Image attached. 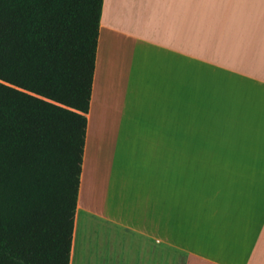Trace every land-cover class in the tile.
I'll return each instance as SVG.
<instances>
[{
	"label": "crops",
	"instance_id": "0c3cea01",
	"mask_svg": "<svg viewBox=\"0 0 264 264\" xmlns=\"http://www.w3.org/2000/svg\"><path fill=\"white\" fill-rule=\"evenodd\" d=\"M86 116L69 264H264V0H103Z\"/></svg>",
	"mask_w": 264,
	"mask_h": 264
},
{
	"label": "trees",
	"instance_id": "16d2710c",
	"mask_svg": "<svg viewBox=\"0 0 264 264\" xmlns=\"http://www.w3.org/2000/svg\"><path fill=\"white\" fill-rule=\"evenodd\" d=\"M103 0H0V264H69Z\"/></svg>",
	"mask_w": 264,
	"mask_h": 264
},
{
	"label": "rangeland",
	"instance_id": "374dc122",
	"mask_svg": "<svg viewBox=\"0 0 264 264\" xmlns=\"http://www.w3.org/2000/svg\"><path fill=\"white\" fill-rule=\"evenodd\" d=\"M124 175H126V172L122 173L121 171H119L109 181H113L114 182V185H115V184L118 183V181H120L119 179L121 177L124 178ZM105 176H107V175H105ZM108 176H111V174H109ZM115 182H117V183H115ZM117 193H119V192H117ZM82 207H83V205L80 203L78 205V207L76 208V211L78 212V217H80L81 215H83V216L86 215L87 218H88V219L86 218V222H88V223H90L92 225L93 222H94V220H95V218L92 215H89L84 209H82ZM81 244H82V240H81V243L78 240V246H81Z\"/></svg>",
	"mask_w": 264,
	"mask_h": 264
}]
</instances>
